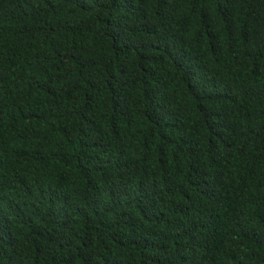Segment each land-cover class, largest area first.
Segmentation results:
<instances>
[{"label": "trees", "instance_id": "16d2710c", "mask_svg": "<svg viewBox=\"0 0 264 264\" xmlns=\"http://www.w3.org/2000/svg\"><path fill=\"white\" fill-rule=\"evenodd\" d=\"M0 264H264V0H0Z\"/></svg>", "mask_w": 264, "mask_h": 264}]
</instances>
